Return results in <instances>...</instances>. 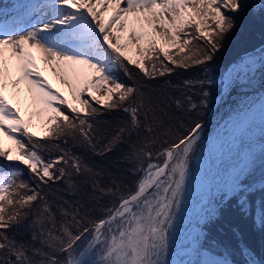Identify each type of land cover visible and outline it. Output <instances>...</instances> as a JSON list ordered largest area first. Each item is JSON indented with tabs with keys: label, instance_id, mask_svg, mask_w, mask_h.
Instances as JSON below:
<instances>
[{
	"label": "snow or ice",
	"instance_id": "obj_1",
	"mask_svg": "<svg viewBox=\"0 0 264 264\" xmlns=\"http://www.w3.org/2000/svg\"><path fill=\"white\" fill-rule=\"evenodd\" d=\"M123 3L126 6H122V0H44L36 6L35 21L24 28L5 31L0 26V165L17 161L45 185L63 180L70 175L69 169L77 174L90 172L86 164L82 167L78 157L62 148L61 139L66 145L68 138L72 141L82 138L88 146L95 147L91 121L101 108H122L136 130L140 128L141 112L147 119L151 110L142 96L137 100L135 87L126 86L114 77L113 68L120 65L126 69L127 61L155 78L173 72L165 60L176 68L205 65L234 28V14L242 8L241 0H123ZM197 40L204 41L207 47H193ZM130 46L135 48L138 58L128 54ZM6 50L10 52L8 57ZM36 53L79 107L52 87L37 63ZM156 60L161 65L159 71ZM149 61L151 71L146 63ZM22 82L31 94L34 114L44 115V136L30 130L31 116L26 121L19 107L5 95L10 84L18 97ZM101 90L102 96L98 95ZM187 100L195 110L197 105L191 102L192 97ZM176 103L180 105L181 101ZM200 129L201 123L195 122L186 134L165 142L162 150H155L154 128L148 125L145 143L132 153L139 161L132 192L120 197L106 215L91 224L85 223L84 217L78 219L79 211H74L70 222L66 219L60 222L59 234L55 224L48 230L44 243L66 255L63 264H167L164 256L175 218L173 208L179 207L189 156ZM125 131L120 128L109 144L120 142ZM3 137L13 146L5 148ZM22 137L35 143L28 144ZM44 142H55L54 147L60 151L54 158L42 154ZM105 151L111 148L106 147ZM18 172L16 168L0 174V251L7 249L14 253L16 264H34L23 245H17L7 235L9 229L29 215L34 202L44 200L38 185L16 182ZM51 212L45 201L37 223L43 226L44 222H51ZM46 264L61 262L53 253Z\"/></svg>",
	"mask_w": 264,
	"mask_h": 264
},
{
	"label": "trees",
	"instance_id": "obj_2",
	"mask_svg": "<svg viewBox=\"0 0 264 264\" xmlns=\"http://www.w3.org/2000/svg\"><path fill=\"white\" fill-rule=\"evenodd\" d=\"M241 4L242 8L234 14V28L220 42L221 47L212 53L213 59L205 65L184 69L176 68L165 60V63L173 67V72L156 75L155 78L146 76L138 67L127 61L126 69L120 66L119 70L114 71L120 82L137 89V100L142 96L151 110L147 112V119L145 113L141 112L140 128L136 130L135 126L130 125L129 114L122 108H101L91 121L95 147L88 146L82 138L77 141L68 138L66 145L64 138L61 139L62 148L78 157L82 167L86 164L91 169L90 172L77 174L69 169L70 175L63 180L45 185L17 161H5L1 165V174L18 168L16 182L23 180L30 186L38 185V190L44 198L34 202L29 215L7 231L10 239L17 245H23L34 264H46L53 253L61 264L66 260L65 254L44 243L48 230L54 224L59 234L60 222L65 219L70 222L76 210L79 211L78 219L84 217V222L91 224L98 217L106 215L107 210L112 208L120 197L132 192L138 175L136 168L139 167L138 158L132 153L136 147L145 143L148 125L151 124L154 128L155 150H162L165 142L170 143L186 134L190 126L203 120L215 104L228 67L241 60L249 51L264 46V0H241ZM224 11L229 14L227 10ZM201 45L207 47L202 40L194 41L192 46ZM146 63L151 71L152 62ZM155 64L159 71V60H156ZM188 97H192L191 102L197 105L195 110L191 108ZM85 98H88L87 95ZM177 100L181 101L180 105H177ZM92 103L93 106L99 107L95 102ZM122 127L126 131L120 142L109 144ZM44 128L46 130V123ZM129 128L132 130L128 131ZM148 138L153 139V136L149 135ZM22 139L28 144L35 143L28 141L26 137ZM54 143L44 142L41 145V152L46 158H54L59 153L60 150L54 147ZM12 146L10 143L5 148ZM106 147L111 148V151H105ZM108 189H112V192ZM45 201L52 210L53 220L46 221L41 226L37 221ZM205 228L208 232L203 244L205 258L214 260L219 257L224 259L226 264H248L244 261L243 248H251L264 260V186L242 190L232 196L220 207ZM0 264H16L15 254L7 249L0 251Z\"/></svg>",
	"mask_w": 264,
	"mask_h": 264
},
{
	"label": "rangeland",
	"instance_id": "obj_3",
	"mask_svg": "<svg viewBox=\"0 0 264 264\" xmlns=\"http://www.w3.org/2000/svg\"><path fill=\"white\" fill-rule=\"evenodd\" d=\"M122 6H126L124 3ZM5 8L7 11H15V5L12 2H5ZM38 16V15H37ZM39 53H36L38 55ZM128 54L131 56H136L134 47L130 46ZM8 56H10L8 54ZM7 56V57H8ZM264 65V50L251 54L241 63L234 66L231 70L227 84L234 85L235 83H244L251 76H253L257 69ZM24 83V82H22ZM25 84V83H24ZM228 85V86H229ZM54 88V86H52ZM62 91V93L71 98L70 93L67 89L62 90L60 88H54ZM99 93L104 94L103 90ZM98 93V94H99ZM247 111H241L234 116L228 118L223 124L222 128L210 141L209 147L206 153V161L204 169L199 171L195 177L190 178V184L188 189L199 191L204 190L211 182L210 178L216 177L217 168L223 162L225 157L230 153V151L237 147L241 141L244 139L251 138L250 143L246 144V151L243 153L241 158H238L234 165L228 167V171L225 172L224 177H219L220 188H219V200L211 205L210 213L206 214L199 224H195L188 231V233L177 241L174 245H168L167 253L168 255L164 257L167 264H197V259L199 258V247L201 243V238H203V225L205 221L210 217L215 215V211L221 206V204L230 198L233 194L237 193L241 189H250L254 184L261 183L262 180L245 181L248 174L252 171L255 162L258 160V155L264 150V95L252 104ZM29 116L26 121L31 116V122L33 124L34 120L38 121L36 127L31 126L30 130L36 134H42L43 125V115H35V106L31 105L28 109ZM42 126V128H41ZM7 137H3V142L7 141ZM253 140L255 141L253 143ZM204 159L198 157L197 163L202 164ZM187 181V178L185 179ZM197 187L194 189V184ZM260 184V185H261ZM264 185V184H263ZM125 186V184H121ZM196 190L197 194L199 193ZM186 194L185 201H188L187 207L190 210L192 205L189 202H195V208H199L202 202L208 201V196L206 194H201L199 199L195 194ZM180 222H183L184 216L180 215ZM198 255V258H197ZM206 257V255H205ZM202 264H226L224 259L217 257L214 260L203 258Z\"/></svg>",
	"mask_w": 264,
	"mask_h": 264
},
{
	"label": "bare ground",
	"instance_id": "obj_4",
	"mask_svg": "<svg viewBox=\"0 0 264 264\" xmlns=\"http://www.w3.org/2000/svg\"><path fill=\"white\" fill-rule=\"evenodd\" d=\"M5 1L6 0H0V22H2V23L7 22L9 20L13 21V18L15 16L19 15L18 10L14 13H11V14L8 13L4 7ZM43 2H44V0H42V2L34 3L31 6H29L28 9L35 10L36 6L42 4ZM15 3H16V7H18L17 4H20V2L18 3V1H15ZM122 4H123V0H122ZM17 9H19V7ZM35 12H37V11L35 10ZM8 54L10 55V52L8 50H6L5 56L7 57ZM36 59H37V63L41 67L43 75L48 79L49 83L51 81H53L54 88H60L62 90L67 89L64 85H62L60 83L59 79L51 72V70L47 68V66L41 60L40 56H37ZM20 88L22 91L20 92L19 96L16 97V96H14V90L12 89L11 85L9 84L8 87L5 89V95L8 96L10 103L16 104L19 107L20 115L23 118H26L29 116L28 109L32 105L31 94L28 93L26 84L21 83ZM98 95L102 96L101 93H99ZM37 123H38V121L34 120L32 126L36 127ZM263 137H264V134H263ZM247 140L250 141L251 138H248ZM245 146L242 145V146L236 148L233 152L234 154L232 155V157L230 155V157H228V159H226V161L218 167L216 177L211 176V178H210L211 182L209 183V185L207 187L203 188L204 190L199 191L198 189H196L197 185L195 183L193 185L194 189L198 190L199 193L197 194L196 190H189L186 192V193H188V195L191 193L195 194L198 199H199L200 195L204 193L208 196L207 202H202L201 206L199 208H195V202H189L192 205V208L189 210L187 207L188 201H185L186 194H184V193L182 194V197L183 196L184 197L180 201L179 207L176 208V210L174 212L175 218L173 219L172 227L169 229V238H168L169 247H170V244L174 245L177 241H179L182 238V236L186 235L188 233V231L192 228L193 225L199 224L201 219L206 214L210 213L211 205L214 202L218 201L219 197H220V194H219V188H220L219 177L222 176V174L226 171V169L229 167L230 164L236 162L237 159L240 158L239 156L242 155V152L244 151ZM234 157H238V158H234ZM229 161H231V163ZM232 165H234V164H232ZM180 215L184 216L183 222H180V219H179ZM167 255H168V253L166 252L165 256H167Z\"/></svg>",
	"mask_w": 264,
	"mask_h": 264
},
{
	"label": "water",
	"instance_id": "obj_5",
	"mask_svg": "<svg viewBox=\"0 0 264 264\" xmlns=\"http://www.w3.org/2000/svg\"><path fill=\"white\" fill-rule=\"evenodd\" d=\"M262 85H264V77L262 79H259L257 83L253 84L252 86H242L240 88L238 86L236 88L231 89L228 95L224 98V100L218 103V106L215 108L213 115L208 119L207 123L201 127L200 132H202L203 130H211V129H213L212 130L213 132L219 127L222 120L225 118V116L227 115L230 109V105H231L230 102L235 92L241 94L242 92L249 93L261 87ZM253 261L255 262V259ZM256 263L259 264L257 261Z\"/></svg>",
	"mask_w": 264,
	"mask_h": 264
}]
</instances>
